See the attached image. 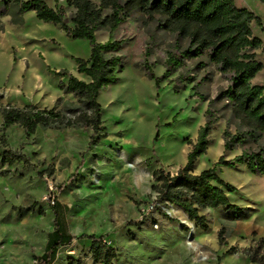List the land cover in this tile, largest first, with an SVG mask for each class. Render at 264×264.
I'll use <instances>...</instances> for the list:
<instances>
[{
  "label": "rangeland",
  "instance_id": "374dc122",
  "mask_svg": "<svg viewBox=\"0 0 264 264\" xmlns=\"http://www.w3.org/2000/svg\"><path fill=\"white\" fill-rule=\"evenodd\" d=\"M43 1L55 6L54 0ZM234 1L259 17L264 27V4ZM58 5L65 6V0ZM71 12L66 8L67 15ZM251 31L264 48V30L252 23ZM109 36L124 41L118 51L124 69L115 83L99 91L104 132L94 135L95 146H88L91 130L38 128L27 135L18 125L4 128L0 117V264H36L55 227L49 200L53 195L60 205L59 219L74 239L59 248L51 264H94L91 242L81 235L102 236L117 255L111 264H251L248 250L264 241V178L245 175L241 168H219L221 179L237 188L227 194L229 202L251 212L245 220L229 221L220 209L202 210L207 232L196 229L179 206L156 202L151 190L154 170L173 175L185 165L190 150L186 142L195 141L196 126L203 121L206 102L193 96L191 85L176 92L172 81L193 63L157 84L136 67L144 62L148 40L137 23L127 19L111 35L98 31L96 40L106 42ZM170 40L165 37L147 58L149 64L156 63L151 68L156 78L165 72L162 64ZM253 52L263 69L251 84L264 87V50ZM89 56L87 40L68 37L59 27L39 21L34 12L24 13L20 24L12 23L11 16L0 17V106L32 105L70 117L78 102L59 88L68 76L57 73L88 82L77 73L74 59ZM208 72L211 81L199 90L212 100L229 82L213 68ZM206 73L193 76L198 81ZM221 107L222 102L214 109ZM216 117L209 135L213 147L200 164L241 153L220 147L230 116L222 111ZM228 129L236 131L234 124ZM6 150L20 153L29 164L4 165L1 154ZM221 228L225 233L219 241Z\"/></svg>",
  "mask_w": 264,
  "mask_h": 264
},
{
  "label": "trees",
  "instance_id": "16d2710c",
  "mask_svg": "<svg viewBox=\"0 0 264 264\" xmlns=\"http://www.w3.org/2000/svg\"><path fill=\"white\" fill-rule=\"evenodd\" d=\"M54 2L52 8L43 0H0V17L11 16L12 23L20 24L24 13L34 12L39 21L59 27L68 37L88 41L89 58L74 59L77 73L88 78V82L70 74L57 73L68 76L67 83H60L59 88L75 97L78 107L70 117H65L60 112L32 105L0 106L2 126L18 125L27 135L34 134L38 128H83L93 132L88 146H95L97 140L94 135L104 132L97 102L99 91L115 83L117 74L124 69L118 54L124 41L113 40L109 36L106 42H98L96 33L107 31L111 35L125 20L131 19L148 37L144 62L136 67L158 84L178 70L185 69L187 63H193L190 69H185L172 80L175 91L191 85L193 96L207 103L204 125L198 129L194 142H186L190 150L185 165L173 175L162 169L153 171L151 190L156 195L155 201L179 206L196 229L203 232L208 231V225L206 217L199 213L202 210L220 209L222 216L229 221L247 219L251 209L229 202L227 194L237 189L221 179L217 168L244 165L251 175L264 178V87L251 84L263 69L253 51L264 48L251 31L252 23L264 30L261 19L247 8L238 7L234 0H65V6H59L58 0ZM259 2L264 4V0ZM66 8L72 9L70 15H67ZM104 12L108 15H103ZM167 36L171 40L164 52L166 59L162 65L165 72L161 78H156L151 71L156 63L149 64L147 58ZM209 68L227 77L229 82L226 89L219 91L212 100L199 90L211 81ZM201 71L207 73L197 81L193 75ZM221 102L222 107L214 109ZM222 111H228L230 116L222 133L223 148L225 151L240 149L241 153L230 160L221 156L212 167L194 174V164L206 154L211 143V129L217 121V114ZM230 124L235 125L234 134L228 129ZM1 161L7 166L29 164L23 155L12 150L1 154ZM59 207L55 201V227L48 234L44 251L36 264H51L59 248L74 239L59 219ZM224 233L221 228L219 241H222ZM79 238L90 240L89 253L94 264H111L116 260L114 249L102 236L81 235ZM248 259L251 264H264L263 240L248 250Z\"/></svg>",
  "mask_w": 264,
  "mask_h": 264
},
{
  "label": "crops",
  "instance_id": "0c3cea01",
  "mask_svg": "<svg viewBox=\"0 0 264 264\" xmlns=\"http://www.w3.org/2000/svg\"><path fill=\"white\" fill-rule=\"evenodd\" d=\"M79 75H81V74H79ZM84 76V75H83ZM85 77V76H84ZM202 110H203V114H204V112L206 111V103H204V106L202 107ZM202 122H201V126H203L204 125V122H205V120H204V117L202 116ZM200 128V126H196V131L198 130ZM196 137H197V132H196ZM189 146V145H188ZM190 147V146H189ZM211 147H213V146H211V144H209V146H208V148H207V150H208V152H209V149L211 148ZM220 147H222L223 148V140H220ZM226 152H228V151H226ZM207 153V152H206ZM203 156V155H202ZM202 156H200L198 159H197V161L195 162V164H194V168H193V173L194 174H198V173H200L202 170H205V169H207V168H210V167H212V165L218 160V159H215L216 157H214L213 158V162L211 163V164H208V163H205V164H200V162L203 160L202 159ZM237 156V155H236ZM235 157V156H234ZM233 157V158H234ZM230 159H232V158H230ZM230 159H227V160H230ZM185 162H186V158H185ZM211 165V166H210ZM219 168H222V167H218L217 169H218V171H219ZM234 168H241L240 170H243L244 172H245V175L247 174V169H246V167L244 166V165H237V166H235ZM235 169V170H236ZM179 170V169H178ZM260 178V177H259ZM262 178V177H261ZM258 180H261V179H258ZM235 187V186H234ZM236 188V187H235ZM237 189V188H236Z\"/></svg>",
  "mask_w": 264,
  "mask_h": 264
},
{
  "label": "built area",
  "instance_id": "2783aa9c",
  "mask_svg": "<svg viewBox=\"0 0 264 264\" xmlns=\"http://www.w3.org/2000/svg\"><path fill=\"white\" fill-rule=\"evenodd\" d=\"M49 200H50L51 205L53 206L54 203H55V196L54 195L53 196H50L49 197Z\"/></svg>",
  "mask_w": 264,
  "mask_h": 264
},
{
  "label": "bare ground",
  "instance_id": "6f19581e",
  "mask_svg": "<svg viewBox=\"0 0 264 264\" xmlns=\"http://www.w3.org/2000/svg\"><path fill=\"white\" fill-rule=\"evenodd\" d=\"M188 226L191 228L192 231H194V228H193V226L191 224H188Z\"/></svg>",
  "mask_w": 264,
  "mask_h": 264
}]
</instances>
